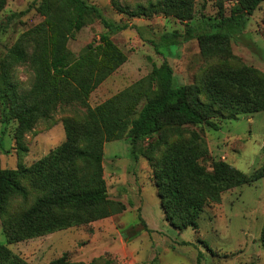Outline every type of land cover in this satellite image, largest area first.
<instances>
[{"label":"trees","instance_id":"1","mask_svg":"<svg viewBox=\"0 0 264 264\" xmlns=\"http://www.w3.org/2000/svg\"><path fill=\"white\" fill-rule=\"evenodd\" d=\"M208 1L217 8V21L205 22L204 28L222 27L224 31L204 29L197 33L194 37L200 54L231 57L230 39L243 31L248 17L264 0ZM226 3L232 4L229 16L224 13ZM5 4L6 0H0V13ZM118 10L132 17L174 16L188 26L194 17V0H158L147 7ZM37 11L43 20L23 32L0 59L3 86L0 99L16 122L13 135L20 152L26 151L23 139L38 121L47 119L61 103L86 104L90 94L127 60L122 49L105 34L98 43H90L78 56H72L68 41L92 17L110 26L86 0H41ZM194 31V27H188L185 33ZM24 63L33 72V83L28 90L21 91L12 73ZM172 81L173 70L167 61L159 66L153 64L150 73L130 90L89 109L79 122L66 121L63 142L45 156L27 167L20 165L12 170L0 167V218L7 214L10 199L20 198L26 203L29 187L37 192L17 219L4 223L6 244L88 225L123 210L108 199L102 158L105 142L125 136L135 158L138 143L157 136L155 142L148 143L143 156L152 163L164 219L179 231L196 229L204 207L218 204L224 192L264 178V165L247 175L219 160L212 162L208 171L195 156V152L201 158L207 155L196 132H191L189 144L171 146L154 162V152L167 144L166 137H181L183 126L206 125L216 130L212 119L224 113L235 116L264 110V77L243 67L239 71L211 72L205 78L203 90L195 84L174 87ZM203 93L206 100L201 99ZM195 146L200 150H193ZM260 242L264 248V223ZM0 264L29 263L0 245ZM51 264L75 263L61 257Z\"/></svg>","mask_w":264,"mask_h":264},{"label":"rangeland","instance_id":"2","mask_svg":"<svg viewBox=\"0 0 264 264\" xmlns=\"http://www.w3.org/2000/svg\"><path fill=\"white\" fill-rule=\"evenodd\" d=\"M41 0H6L0 13V59L19 36L43 20L37 11ZM95 6L110 26L96 17L67 43L73 57L90 43H98L108 35L122 49L127 60L110 74L89 96L86 104L61 103L47 119L37 122L23 139L26 151L16 148L13 132L16 122L0 99V167L15 169L30 166L64 140V123L79 122L87 111L111 97L128 91L147 76L154 65L167 61L173 70L172 85L195 84L204 89L205 78L215 70L239 71L243 67L256 70L264 77V2L248 17L243 31L229 42L231 57L200 54L194 36L216 22L217 8L208 0H194V17L188 26L174 16L155 14L151 18L132 17L118 8L133 10L147 7L158 0H86ZM230 15L231 3L225 5ZM188 27L195 31L186 34ZM172 33L176 35L171 36ZM13 80L19 90H28L33 72L27 63L13 69ZM3 91L0 78V93ZM155 89L152 91L154 94ZM206 100V95H201ZM5 120L2 121V110ZM214 130L206 125L182 127V136L168 135L167 144L154 152L158 161L173 145L189 144L191 132L204 142L207 155L199 163L208 171L212 162L224 161L250 175L264 165V110L212 119ZM152 138L138 143L131 152L127 137L103 144V177L108 199L123 208L118 214L72 227L42 237L6 244L4 223L17 219L33 202L37 192L31 187L26 203L20 198L9 201L7 214L0 218V245L29 264H51L64 257L75 264H264V248L260 242L264 223V178L231 189L221 195L218 204L204 207L197 228L177 230L164 219L153 180L152 163L143 156ZM193 150H200L197 146ZM25 185H28L25 182Z\"/></svg>","mask_w":264,"mask_h":264}]
</instances>
